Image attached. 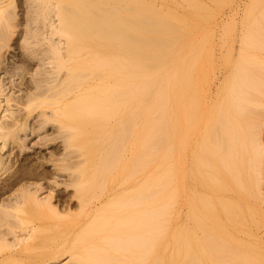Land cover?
<instances>
[{
  "label": "bare ground",
  "instance_id": "bare-ground-1",
  "mask_svg": "<svg viewBox=\"0 0 264 264\" xmlns=\"http://www.w3.org/2000/svg\"><path fill=\"white\" fill-rule=\"evenodd\" d=\"M25 3L0 0V264H264V0ZM47 122L52 167L25 154Z\"/></svg>",
  "mask_w": 264,
  "mask_h": 264
},
{
  "label": "rangeland",
  "instance_id": "rangeland-1",
  "mask_svg": "<svg viewBox=\"0 0 264 264\" xmlns=\"http://www.w3.org/2000/svg\"><path fill=\"white\" fill-rule=\"evenodd\" d=\"M173 1L175 0H156V3L161 5V6H165V5H169L171 4ZM209 2L213 5L214 3H226L225 5V10H228V5H227V2L228 0H209ZM16 4L19 5V7L21 8V4L22 6L24 7V11L26 9V3H25V0H16ZM19 7L17 6L16 9L18 10ZM22 11L19 12V17H21L22 15ZM49 35V34H48ZM14 37H16V34L14 35ZM53 40L54 42L57 44V45H60L61 47L63 46L62 45V41L57 39L56 37H53ZM18 43L16 41L13 42L12 39L9 41L8 45L2 49V51H5V60H9L10 64L11 65H19L18 61H17V53L19 52L18 50ZM45 46L49 47L48 44H46ZM44 65H45V68L46 70L48 71L47 72V75L48 76H51V75H54V71L56 70L55 69V62L53 59H51V57L47 58L44 62ZM31 69L29 70V72L26 74V78L28 79L29 83H31L32 87H28L27 90L24 88L25 86L23 85H16V86H13L11 88V92L12 94L14 95V97L17 99V97H22V100L25 99V95L27 92L29 91H33L34 90V83H32L33 81V77L36 76V73L37 71L39 70V68L41 66H37V63L36 61L34 60L31 64ZM2 75V74H1ZM46 75V74H44ZM18 80L19 79H16V82L18 83ZM12 107L13 108H18V107H22L21 104H18L16 103L15 101H12ZM5 112L4 111H1L0 110V118L1 116L4 114ZM48 114H49V111H48ZM43 119V116H40V115H35L32 119H31V123H32V126L34 125V129L37 128V125H38V122L39 120ZM59 127L57 125V123H51V122H47L45 123V128L44 129H41V130H36V132H33L31 133L30 135H28V138H27V149L25 151V154H30L31 157H38V156H44L46 158L43 159V164L45 166H48V167H52L50 163H52L51 160H48V157L50 156V153L51 152H54L53 151V146L55 144H58L59 145V148H60V152H63L65 151V149H63V140L62 139H57L55 141H48L47 143H43L42 142V139L44 140L43 137H52L54 135H56L59 131ZM263 139H264V133H263ZM43 143V144H42ZM56 154V153H55ZM61 155V154H60ZM59 154H57V156L59 157L60 156ZM17 164V163H16ZM61 172V175H58V176H55V180H56V183H54L55 187L56 188V193L58 194H62L63 192L65 193H68V195L72 194L73 191H74V188L72 186L69 185V181H70V176H68V172L67 171H60ZM262 191L264 193V181L262 183ZM74 199V198H73ZM73 209H76V207H74ZM49 243L52 242V239H49L48 240ZM68 258H65L64 260H62V263L63 264H66L68 262Z\"/></svg>",
  "mask_w": 264,
  "mask_h": 264
}]
</instances>
